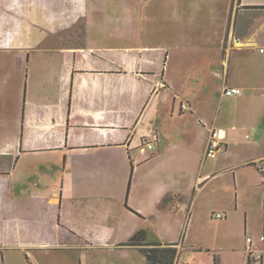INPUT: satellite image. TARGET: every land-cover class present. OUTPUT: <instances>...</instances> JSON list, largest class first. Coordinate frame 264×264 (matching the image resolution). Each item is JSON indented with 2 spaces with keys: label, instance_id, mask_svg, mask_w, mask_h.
<instances>
[{
  "label": "crops",
  "instance_id": "1",
  "mask_svg": "<svg viewBox=\"0 0 264 264\" xmlns=\"http://www.w3.org/2000/svg\"><path fill=\"white\" fill-rule=\"evenodd\" d=\"M82 1L33 0L27 7L25 0H6L14 20L0 11V264L6 249L59 253L64 264H86L88 250L127 255L138 247L122 244L139 231L149 243H172L183 220L214 212L225 214L227 228L238 216L249 228L251 209L264 211V187L248 163L264 166V148L213 162L204 149L218 129L225 142L219 153L228 155V142H238L243 131L221 112L224 102L264 109L256 88L223 94L232 53L264 54L261 37L247 30L235 35L232 27L240 14L248 23L263 16L264 0H225L228 22L224 17L194 42L192 49L217 57L206 72L222 76L223 84L212 89L176 88L173 75L190 65L162 44L120 43L119 28L89 20L95 5ZM179 47H185L180 40ZM152 134L149 150L141 141ZM220 177L233 181L234 199L211 195ZM262 226L263 249L248 237L247 264H264V214Z\"/></svg>",
  "mask_w": 264,
  "mask_h": 264
},
{
  "label": "rangeland",
  "instance_id": "2",
  "mask_svg": "<svg viewBox=\"0 0 264 264\" xmlns=\"http://www.w3.org/2000/svg\"><path fill=\"white\" fill-rule=\"evenodd\" d=\"M5 1L0 0V11L8 16V20H14L16 15L11 11L13 8L9 4V7H5ZM14 1L12 0L10 4L14 5ZM44 1L50 4V0ZM59 1L62 2V0ZM139 2L142 5L138 4ZM25 5L32 6L33 0H25ZM80 5H95V10L92 11L91 7V13L86 16L97 25L112 22L120 30L118 37L120 43L127 44L132 41L140 44H162L170 49L171 58L185 63V66L190 65L184 75L179 73L173 75L176 88H222V76L221 78L213 77L206 72V69L217 61V57L210 51L203 50L200 53L192 49V46H195V41L200 40L201 34L208 36L216 28L218 29L224 17L225 22H228L230 2L225 0H83ZM248 18L247 15L241 14L235 18L236 24H232L235 35L236 32L243 30H247L248 34L254 32L255 38H262L260 45L264 48V15L254 17V22L251 23L247 22ZM70 20L73 21L72 18ZM261 21L263 26L260 24ZM78 28L79 26L73 30V33L79 32ZM178 40L185 47H179L175 51ZM232 54L233 69L226 78L228 81L226 88L231 89V85L237 86V89L256 88L257 100H264V54H259L256 49L249 57L242 56L241 53ZM218 70L219 73L222 72ZM225 96L232 98L236 95ZM246 100L251 101L254 98L248 97ZM225 109L228 113L227 119H230L232 125L238 130L243 131L238 136V142L234 144L228 142L226 146L228 155L218 153L215 158L208 159L207 162H213L220 157L228 160L236 154L241 156L246 149L252 147L264 148V109H250L243 105L234 107L230 106V102H224L221 112ZM241 172L244 176L251 174L246 170ZM209 190L213 197L226 194L228 198L234 199L233 181L228 177L214 180ZM230 191L231 196L228 193ZM242 193L244 200L250 194L248 191ZM263 214L262 208L261 210L251 209L249 228L242 216H238L229 228L225 226L224 219L214 220L212 215L213 219L207 214L204 217H195L192 223L189 218L183 220L182 228L172 242L183 245V248L179 250L178 264H214L213 256H216V264H247L243 250L249 248L248 237L257 243L254 249H263L262 241L259 239L263 228ZM189 227L190 230H187ZM255 230H258L257 234H254ZM230 241L234 243V248L230 247ZM147 242H149L148 239ZM151 243H155V240ZM206 251L214 252V254ZM4 253L5 264H52V262L64 264V255L59 253L46 255L43 252H25L15 249H6ZM85 256L86 264H146L145 257L139 249H130L127 255L114 251L88 250Z\"/></svg>",
  "mask_w": 264,
  "mask_h": 264
},
{
  "label": "trees",
  "instance_id": "3",
  "mask_svg": "<svg viewBox=\"0 0 264 264\" xmlns=\"http://www.w3.org/2000/svg\"><path fill=\"white\" fill-rule=\"evenodd\" d=\"M248 165L256 166L254 162H250ZM129 187L130 179L128 182L126 195L129 191ZM122 245L138 247L145 257L146 264H177L179 258V251L176 247V243H149L146 241V233L144 231L137 232L125 244ZM213 261L214 264H216V256H213Z\"/></svg>",
  "mask_w": 264,
  "mask_h": 264
},
{
  "label": "built area",
  "instance_id": "4",
  "mask_svg": "<svg viewBox=\"0 0 264 264\" xmlns=\"http://www.w3.org/2000/svg\"><path fill=\"white\" fill-rule=\"evenodd\" d=\"M260 51H262V49ZM239 93L240 90L236 88L224 90V95L227 96L237 95ZM181 108L182 110L188 109L185 104H181ZM155 140H156L155 135L152 134L149 137L143 138L141 142L147 149L153 150ZM224 149H225V142H224V135L222 130H218V129L211 130L207 144L204 149V158H214L219 152L223 151ZM256 168L262 174V179L264 181V166L260 164H256ZM212 217L216 220H222L225 218V214L222 212H216L212 214ZM261 240H263V237H261ZM247 242L251 245L250 238H247Z\"/></svg>",
  "mask_w": 264,
  "mask_h": 264
}]
</instances>
